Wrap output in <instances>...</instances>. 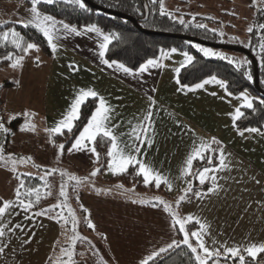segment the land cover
<instances>
[{
    "label": "crops",
    "instance_id": "obj_1",
    "mask_svg": "<svg viewBox=\"0 0 264 264\" xmlns=\"http://www.w3.org/2000/svg\"><path fill=\"white\" fill-rule=\"evenodd\" d=\"M27 1L30 0H20L5 6L4 1L0 0V21L5 20V17L28 19L31 4ZM55 42L58 44L56 52L51 51V55H47L42 51L47 59L42 55L39 58L41 66L46 68L42 105L44 129L53 127L62 118L81 88L94 89L112 107L109 127L115 125L113 133L121 147L132 145L133 127L139 130L144 116L151 109L152 122L148 136L153 143L151 147H143L140 158L167 177L172 189L169 190L163 184L157 188L154 183L145 185L149 188L147 190L136 192L127 189L126 185L112 180L118 174L114 175L108 170L107 162L101 169L100 161L97 162L88 150L72 153L63 151L59 160L54 159L57 154L52 155L48 158V164H33L40 166H34L33 170L40 176L46 170L58 169L45 177L51 191L48 201L36 210L25 213L22 208L16 207L0 217V227H4L5 231V235L0 237V246L7 245L5 251L0 253V264H66L68 257L62 254L61 249L73 251L72 260L75 264L90 263L94 256L104 253L109 256L110 252L117 257V264H139L141 259L171 239H182L178 231L170 227V218L163 211V206L153 205L155 198L160 197L176 208L175 201L183 194L182 190L188 187L189 180L194 189L202 193H206L213 184L218 185L216 191L202 198L189 194L190 199L183 201L179 208L182 215L191 214L208 226L204 235L208 247L226 245L243 249L252 243H264V125L261 128L246 127L259 131H244L243 135H239L246 128H238L236 122L234 126L231 118L235 109L243 103L240 93L245 92L254 100L255 96L250 91L231 92L232 95H228V89L226 91L215 83L190 91L189 88L211 76L190 85L180 83L175 69H181L184 51L178 50L165 58H153L163 66L129 75L118 71L115 66L109 68L101 63L98 43L102 41L95 33L80 36L69 34ZM6 84L14 85L9 81ZM213 137L219 144L211 143ZM7 140L10 143L11 136ZM201 142L217 149L216 152L206 153V156L213 157L211 164L207 159L195 160L194 163L197 161L202 164L199 167L193 163L194 173L205 167L215 169L209 173L210 177L215 176V180L210 178L203 185L195 175H180L186 157ZM51 145L53 149L57 148ZM219 150L224 153L226 167H218ZM97 168L100 171L95 177L91 176L90 173ZM11 169L8 173L12 186L7 198H1L2 202L15 201V189L20 182L17 177L23 172L15 168L13 173ZM62 171L88 179L74 192L75 182L68 180L67 176H61ZM65 182L69 193L68 207L79 220L76 233L71 231L70 223L64 225L63 221L58 223L54 219L34 215L36 211L62 202L59 190ZM110 201L114 205L108 204ZM81 205L88 210L87 213L81 209ZM56 211L69 217L68 208H57ZM26 215L30 219H25ZM85 215L95 225L94 230L87 227L83 219ZM17 224L21 228H15ZM8 228L13 230L9 232ZM188 228L195 231L199 225L189 224ZM77 234L81 239H77L73 245L72 237ZM125 236L127 238L123 240ZM25 240L30 242L25 244ZM192 243L195 244V240ZM126 245L137 255L130 262L123 258V247ZM218 259L230 264L221 257Z\"/></svg>",
    "mask_w": 264,
    "mask_h": 264
},
{
    "label": "snow or ice",
    "instance_id": "obj_2",
    "mask_svg": "<svg viewBox=\"0 0 264 264\" xmlns=\"http://www.w3.org/2000/svg\"><path fill=\"white\" fill-rule=\"evenodd\" d=\"M41 2L42 0H30L31 7L28 10L29 18L19 21V23L24 28L32 27L40 32L46 39L48 46L53 53L56 52V49L58 47V44L55 41L64 38L66 35L75 34L77 36H80L82 34L95 33L96 36L99 37L102 41L98 43V55L100 57L101 63L107 65L109 68L115 66L118 71H122L125 74L134 75L137 73H144L150 68L163 66L157 59H148L144 63H142L138 69L134 70L126 66L124 63L118 62L116 60L110 61L106 59L105 56L109 45L112 43L113 39L119 38L117 33L113 32L106 34L96 24L84 25L82 29H78L77 26L70 25L62 20L58 21L53 16L41 13L39 11L38 5ZM44 2L52 4L55 3L56 0H44ZM152 2L154 4H159V11L161 16H168L173 20L178 19V22L180 24L184 25L185 28L188 27V24L185 23L183 17H174L172 13L165 10L164 0H152ZM63 3L75 5L80 9L87 10L84 0H63ZM2 27L3 25L0 24V28ZM195 27L206 29V25L203 23L196 24ZM209 31H215V29H209ZM247 31L250 34L254 31L260 34L258 39L262 42L259 43L258 46L260 48V52L264 53V23H260L255 29L250 26L248 27ZM219 34L223 35V33ZM0 43H11L18 52L23 53V55H15L13 52H8L6 55L0 56V59L9 61V67L13 69L21 67L24 56L27 55L30 50H38V45L36 43L27 41L25 37L21 35V33L17 32L14 28L0 32ZM245 46L247 47L249 45L246 44ZM193 47L203 53L205 57H216L221 60H227L229 64H233L237 68L243 67L247 63L246 60H235L233 57L226 56L209 48L201 47L198 44H194ZM177 51L178 50L176 48H172L170 50L161 49V58L168 57L171 53H176ZM182 55L184 56V61L180 65L181 68L185 67L188 64H191L193 61V57L190 56L187 52L182 53ZM261 59H264V56H261ZM175 71L179 73L180 68H176ZM248 78L251 79L250 76H248ZM209 83L218 84L220 87L225 88V90L227 91V82L225 80L218 79L215 75L203 80L200 83L195 84L194 86L189 88V90L192 91L195 89L203 88L204 85ZM179 90L180 89H178V91ZM228 95H232V93L228 92ZM88 98H96L98 101L97 105L91 112V115L87 118V122L83 125L82 129L79 130L78 135H74V141L72 142L71 147L67 149V151L69 153H72L73 151L80 152L88 150L96 157V161L98 162L100 153L97 151V146L107 143V168L112 174L115 175L126 173L130 167H135V174L143 178V182L146 186L154 183L157 188H160L163 184L166 185L169 190H171V181L167 177L163 176L162 173L154 170L151 166L144 163L143 159L140 158L143 147L145 145L151 147L153 143V140L148 136V133L151 130L152 122L151 109H149L147 114L144 116L139 130H137L136 127H133L131 136L134 137V141L132 145H125L124 147H121L117 137L113 133V128L115 127V125L109 127V122L111 119L110 113L113 111V109L107 103V101L103 97L99 96V94L92 88L79 89L72 103L69 105L68 110L62 116V118L56 121L53 127L45 129V131L49 133V142L57 147V160H59L60 156L63 154L65 145L63 143L56 145L53 137L54 135H63L65 130L68 133L73 132V128L77 127L76 121L79 120L81 116V106L86 102ZM240 98L242 99L243 103L240 107L236 108L234 114L231 115L234 126L235 122L244 115V113L241 111V108L252 109L253 111L255 110L253 106V98H250L245 92L240 93ZM259 103L260 105H264V99H260ZM24 115L25 117H28L29 113L25 112ZM9 119L12 120L15 119V117H10ZM0 131L4 133L9 132V129L5 127V124L3 122H0ZM20 131H35V125L29 120L25 125L21 126ZM244 131L256 133L259 130L257 128H246L243 131H240L238 134L243 135ZM211 143L219 144V141H217L216 138L213 137ZM216 151L217 149H213L211 147V144L201 142V144L196 146L193 151L186 157L184 166L181 168V177L195 175L201 185H203L206 180L210 178L212 180H215L214 175L211 177L209 176V173L213 172L215 169L205 167L202 170H199L197 173H194L192 169L195 160L207 159L208 163L211 164L213 157L206 156V153ZM3 152V146L0 145V161H3L5 163L10 162L12 165L11 170L13 171V173H15V165L18 162H25L26 160L30 161L32 159L31 157H21L19 161H17L11 154L5 157ZM218 159V167H226V165L224 164V153L222 150H219ZM34 166L40 167L39 165ZM56 171H58V169L55 168L46 170L44 172V175H41L39 179L41 181H45L46 176L52 175V173ZM99 171V168L94 169L90 173V175L95 177ZM60 174L61 176H67L68 180L75 182V185L73 186L74 192L83 181H86L88 179V177L80 178L75 175H71L66 171H62ZM17 179L20 180L19 177H17ZM43 186L44 188L49 189L44 193V195H51L50 186L46 181ZM117 187H122V185H118ZM217 188L218 185L213 184L212 187H209L207 189L206 193H202L201 191L195 190L191 184V181L189 180L188 187L182 190L183 194L180 195L175 201V204L177 206L176 208H173L171 204H169L167 201H164L162 198L156 197L155 204L153 206H163V211L170 218V227L174 231H178V233L182 236V239H171L170 242L152 251V253L146 256L144 259H141L139 261V264H149V262H154L158 258L162 260L164 254H168L170 250L174 251L176 249H181L182 246L184 249H187L189 264H219L218 258L222 256L225 260L231 258L233 260V264H236V258H238L239 264H246L245 255L242 253H246L247 256L250 257L253 262H255V264H260V260H258V257H260V254H264V243H252L247 247H244L243 249L240 247H228L226 245H220V247L218 248H210L207 246L204 240V235L207 233L208 226L205 223H202L199 219L195 218L193 215H182L179 211L181 203L186 199H190L189 194L197 198H202L203 195L212 193L216 191ZM22 189H24L23 192L21 191ZM22 197H28L29 199L25 200ZM32 197H34V199H31ZM59 197L63 198L61 203L36 211L34 215L36 217L45 216L49 219L56 220L58 223L60 221H63L64 225H68L70 223L71 231L73 233H76L79 220L77 219L72 209L68 207L67 200L69 197V193L67 191L66 182L60 186ZM41 198L42 194L40 191V187H26L25 182L23 180H20L18 187L15 189V201L4 200L2 202V205H0V217L4 216L9 209H14L16 207L22 208V210L27 213L35 206V204H37L41 200ZM57 208H68L70 219L69 217L64 216L61 212H57ZM81 209L85 213H87L88 211L83 207V205H81ZM25 219H30V217L26 215ZM83 219L89 229H95V225L88 215H85ZM189 224L199 225V228L195 231H190L188 228ZM14 227L21 228L19 224L15 225ZM12 230V228H8L9 232ZM4 235V227H0V237H3ZM77 239H81L78 234L72 237L73 245H75ZM193 240H195V244L192 243ZM29 242L30 240L24 241L25 244ZM213 243L215 244V241H213ZM6 247V244L0 246V253H3ZM61 252L63 255L68 257V261L66 262V264H75V262L72 260V257L74 255L73 251L61 249ZM261 259H264V257H261Z\"/></svg>",
    "mask_w": 264,
    "mask_h": 264
},
{
    "label": "trees",
    "instance_id": "obj_3",
    "mask_svg": "<svg viewBox=\"0 0 264 264\" xmlns=\"http://www.w3.org/2000/svg\"><path fill=\"white\" fill-rule=\"evenodd\" d=\"M97 5L104 8L118 11L133 17L143 30L138 29L130 20L112 15L103 11H99L87 3L86 9H80L78 6L65 4L63 0H56L55 3L48 4L42 0L38 5V9L60 19L70 25L77 27L96 24L106 34L117 33L118 39H113L112 43L106 52L105 58L108 60H116L124 63L126 66L136 69L143 62L148 59L158 58L161 56V49L170 50L176 48L177 50L187 52L193 57L191 64L182 67L178 73V78L182 84H193L208 76H217L227 82V89L232 93H239L243 90L250 91L254 96L252 109L242 108L241 111L244 115L236 121L238 128L246 127H258L261 128L264 125V105H260L259 100L264 99V53L260 52L259 43L262 41L258 39L259 36L253 32V38L249 46L245 47L257 60L258 67V83L259 89L254 85V69L251 58L244 54V58L240 60H246L247 63L240 68H237L233 64H229L227 60H221L216 57H205L198 51L194 44L197 42L190 41L188 39L167 36L159 33H175L185 34L192 37L202 39L215 43V38L218 36L216 31H209L210 28L206 26V29H200L195 27L196 24L191 21L184 20L188 24L185 28L180 24L178 20L170 19L168 16H161L159 11V4H154L152 0H91ZM30 4V1H27ZM258 22L264 23V11H259L257 16ZM19 21L22 20H2L0 24L3 25L0 28V32L7 31L14 28L17 32L21 33L25 39L29 42L36 43L40 49L47 55H51V49L48 46L46 39L43 35L32 27L24 28ZM153 31V32H151ZM8 52H13L15 55H23L18 52L11 43H0V56L6 55ZM232 57V56H231ZM235 60H239L233 57ZM9 61L0 59V66L9 65ZM251 77V79L248 78ZM97 105L96 98H88L86 102L81 106L80 119L76 121L77 127L73 128L72 133H68L66 130L63 135H54L55 142H61L65 145L64 151L74 141V135H78L80 129L87 122V118L91 115V112ZM20 118L16 117L11 121L12 130H15L20 122ZM108 144L98 145L97 151L100 153L99 161L101 163V169L106 165L108 157L107 153ZM199 162L196 161L194 166L199 167ZM136 168L130 167L126 173L118 174L112 177V180H120L126 183L136 182L141 188L146 187L143 183L141 176H137ZM30 174V175H26ZM18 177L25 182L26 187L38 186L42 194L41 200L35 204L32 208L36 210L42 207L46 201L50 198V195H44L48 189L44 188V181L39 179L40 175L29 172H21ZM22 192L24 189L21 190ZM25 200L28 197H22ZM31 199H34L32 197ZM2 199L0 198V205ZM244 254V253H243ZM245 255L246 264H255L250 257ZM264 254H260L258 260L260 264H264ZM224 259V257H221ZM225 260V259H224ZM230 264H233L231 258L227 259ZM149 264H189V258L187 249L183 246L181 249H176L168 254H164L163 259L159 258ZM236 264H239L238 258H236Z\"/></svg>",
    "mask_w": 264,
    "mask_h": 264
},
{
    "label": "rangeland",
    "instance_id": "obj_4",
    "mask_svg": "<svg viewBox=\"0 0 264 264\" xmlns=\"http://www.w3.org/2000/svg\"><path fill=\"white\" fill-rule=\"evenodd\" d=\"M3 1L4 5L7 6L20 0ZM164 7L174 17H183L184 20L199 24L203 23L208 28L215 29L218 34L215 38V43L217 44L245 48L246 44L250 45L253 38V33L250 34L247 31L248 27L251 26L255 29L260 23H263L258 22L257 16L259 11H264V0H164ZM8 19L19 20L20 18L5 17V20ZM219 33H223V35ZM255 35L259 36L260 34L255 32ZM198 45L229 57H236L239 60L245 57V53L240 51L201 43H198ZM201 54L203 55V53ZM41 55L45 58L47 57L38 46V50H30L25 55L21 67L13 69L9 66H0V122H3L5 127L9 129L8 133L0 131V145L3 146L5 157L11 154L17 161L21 157H31L30 161L18 162L15 168L35 174H37V171H33L35 168L33 164L37 162L48 164V158L57 154V148L53 149L49 142V135L44 129L42 105L46 68L41 66L42 61H39V58L42 57ZM8 81L14 83V85H5V82ZM25 112L29 113L28 117H25ZM10 117H19L21 119L17 130H13V132ZM29 120L35 125V131H20L21 126L25 125ZM10 136L11 140L8 143L7 139ZM55 144L59 145L61 142H55ZM54 159L57 160L56 157ZM10 168H12L10 162L0 161V198L6 197L9 188L12 186V180H10L11 177L8 173ZM115 181L126 185L127 189L136 192L140 191V189H149L147 187H139L136 182ZM108 204H112V202L110 201ZM126 238L127 236L123 240H126ZM123 248L125 249L123 257L125 260L129 261L137 258V255L131 252L129 245ZM116 258L110 252L109 256H107V253L97 257L94 256L90 263L80 262L76 264H103L104 262L117 264L115 262ZM219 264L227 263L219 261Z\"/></svg>",
    "mask_w": 264,
    "mask_h": 264
},
{
    "label": "water",
    "instance_id": "obj_5",
    "mask_svg": "<svg viewBox=\"0 0 264 264\" xmlns=\"http://www.w3.org/2000/svg\"><path fill=\"white\" fill-rule=\"evenodd\" d=\"M85 3H87L88 5H90L91 7L99 10V11H103L112 15H116L119 17H123L126 18L128 20H130L138 29L143 30L141 28V26L138 24V22L131 16L118 12V11H113L107 8H104L100 5L95 4L94 2H92L91 0H84ZM153 32V31H151ZM159 34H163V35H167V36H173V37H179V38H184V39H188L190 41H194L197 43H201V44H205V45H210L213 47H222V48H228V49H232V50H236V51H240L245 53L246 55H248L253 63V69H254V85L257 89L260 90L259 88V83H258V67H257V60L256 58L244 47H240V46H233V45H225V44H217V43H213V42H209V41H204L202 39L196 38V37H192L189 35H185V34H175V33H159Z\"/></svg>",
    "mask_w": 264,
    "mask_h": 264
}]
</instances>
